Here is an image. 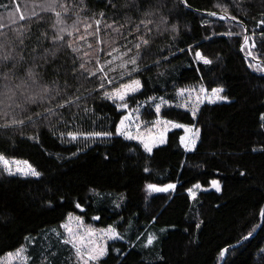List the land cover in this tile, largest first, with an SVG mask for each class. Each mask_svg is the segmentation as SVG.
<instances>
[{
	"label": "trees",
	"instance_id": "obj_1",
	"mask_svg": "<svg viewBox=\"0 0 264 264\" xmlns=\"http://www.w3.org/2000/svg\"><path fill=\"white\" fill-rule=\"evenodd\" d=\"M47 2L0 0V55L24 50L34 56L38 53L33 48L52 47L61 53L59 75L45 74V82L54 89L50 98L25 105L26 111L6 108L5 84L11 87L12 82L0 78V124L25 118L23 125L0 128V153L27 161L41 173L39 179L8 176L0 167V260L24 247L27 264H76L74 250L62 243V225L71 215L97 229L115 227L121 235L109 244V255L100 264H264V218L259 215L264 210V153L259 151L264 147L259 121L264 113V73L255 70L256 63L264 67V24L259 25L264 21V0H187L190 7L182 0H142L141 11L126 6L132 0H113L116 7L111 9L107 0H83L85 11L78 7L80 0H58L67 5L71 17L65 24L46 10ZM222 5L227 16L236 19L220 20L225 15ZM16 10H21L23 20L13 18ZM56 10L63 13L60 7ZM152 12L155 15L147 14ZM73 24L78 31L72 37L65 34V41L79 49L75 54L65 42L52 44L54 32L64 26L72 31ZM87 24L92 27L85 34ZM240 32L254 35L249 47L254 40L257 47L252 51L260 53L257 61L248 57ZM81 35L84 40L78 39ZM141 37L149 44L141 45L137 54L135 44ZM128 49L140 68L132 77L117 59L123 56L126 61L123 54ZM196 52L212 64L204 65ZM81 63L85 67L78 69ZM101 65L103 74L98 71ZM101 75L107 79L101 80ZM133 78L140 79L143 88L128 98V105L143 107L140 119L148 124L163 118L199 129L193 151L183 147L181 130L170 132L152 154L115 136L70 139L69 132L113 131L126 111L103 93ZM201 87H222L230 102L204 103L193 118L178 93ZM161 98L157 116L155 106ZM61 103L65 106L57 107ZM49 108L57 114L45 118ZM213 179L221 182V192H203L191 199V188L208 187ZM167 183L176 184L175 191L145 198L146 185ZM149 236L155 237L152 245L147 244ZM224 248L228 252L222 257ZM118 251L130 254L118 256Z\"/></svg>",
	"mask_w": 264,
	"mask_h": 264
},
{
	"label": "snow or ice",
	"instance_id": "obj_2",
	"mask_svg": "<svg viewBox=\"0 0 264 264\" xmlns=\"http://www.w3.org/2000/svg\"><path fill=\"white\" fill-rule=\"evenodd\" d=\"M141 2L142 0H132V3L127 4L126 6L131 7L136 11H141ZM143 2H146V0H143ZM182 3L190 7V5H187V0H182ZM107 6L110 9L116 7V5L113 3V0H107ZM57 7L63 9V13L62 11H57ZM78 7L80 8V11H85V8L83 6V0H80V4L78 5ZM153 7H155V5ZM159 7L162 12L163 5H160ZM46 10L54 12L55 17L57 18V23L65 24L66 20L71 19V17L68 15L67 5H59L58 0H48ZM222 11L225 13V15H220L218 17L220 20H225L226 18L236 19L235 17L227 16V8H223ZM147 14L155 15L154 12ZM207 14L210 16H216V13L214 12H209ZM11 15L12 14L9 13V16ZM99 16L102 19L104 17V13L100 12ZM24 18V16L20 17L21 20H23ZM100 23V19L95 20L96 32H99L100 30ZM141 23H144V21H141ZM261 23L264 24V21H261ZM91 27V24L86 25L85 34H87V29ZM108 27L112 28L113 25L109 24ZM74 31H78L75 24L72 25V31H69L67 26L61 27L58 33L54 32L52 44L55 46L56 41L65 42L66 47L71 50V53H77L79 49L73 47L71 42L65 41V34L68 37H72ZM116 31L119 32V29H116ZM137 31H140V29L137 28ZM47 35V33H44L46 40ZM78 39L84 40L85 35L79 36ZM250 39L253 38L245 35L243 38V44L245 48L249 49L248 57L252 61H257L260 57V53H254L252 51V49H255L257 47L254 40L251 46L249 47ZM20 43L23 44V40H21ZM148 44L149 41L141 37V43L135 44L137 54L139 53L141 45L147 46ZM88 47L91 48L92 45L89 44ZM241 50L243 51L244 48H242ZM116 51L119 52V49H116ZM33 52H37L38 54L33 56L31 55V53H27L24 50H21V53L15 56L7 53L0 55V78H2L5 82H12L11 87H8V83L5 84L6 91L3 95L4 97H6V101H4V103L6 104V108L12 109L13 112L16 108H19L22 111H26L24 107L25 105L41 104V102L50 98L51 93L54 90L51 86H49V84L45 82V74L51 72L53 74L59 75L60 64L58 63V60L61 53L56 49V47L44 49L33 48ZM131 52L132 49H128V52H125L123 54L124 56H128V59L126 61L123 59V56L117 57V59L121 60V64L119 67L121 69L126 70V75L129 77H132L133 72L140 71L137 56L129 55V53ZM108 55L111 56L112 52L110 51ZM195 55L200 61H202L204 65L212 64V60L205 58L200 52H196ZM29 56H31V59H29ZM75 59L76 57L73 56V60ZM96 63L99 64V60H97ZM107 63L111 65L112 61H108ZM129 65L132 66L131 70H128ZM77 67L78 69H83L85 65L81 63ZM249 67H253V64L250 63ZM65 70L69 71V69ZM111 70L117 71L115 67H112ZM255 70L264 73V67H261L260 63L255 64ZM98 71L99 73L103 74L105 72V67L101 65L98 68ZM91 75L96 76L97 71H93ZM100 79L104 80L107 79V77L101 75ZM52 83L55 84V81H53ZM108 83L111 84L112 81L108 80ZM100 88H104L103 83H101ZM142 88V81L140 79L133 78L129 82L123 83L116 87L114 91H105L103 93V96L106 100L121 102L119 105L121 110H127L129 107L127 103L128 98L141 91ZM186 91L188 92L187 96ZM223 92L224 89L222 87H215L211 90V94L209 95L208 90L204 87H201L198 91L196 89H181L178 95L180 97L185 98L182 102V106L185 107L188 111H190L192 117L195 118L196 113L199 111L201 95H203V97L207 100L209 104H216L217 102H230L227 96L222 95ZM192 93H195V96H193ZM152 99L156 100V97H153ZM193 100H195V106H192ZM162 103H164L163 98H161L160 103H157L155 106V113L157 114V116H159L161 112ZM64 106L65 105L62 103L57 105V107ZM136 110L139 111V108L137 107ZM56 114L57 113L55 112V109L49 108L48 112L45 114V118H47L48 115ZM35 115L40 116L41 113L36 112ZM26 118L29 122L33 121L32 115H28ZM131 119L132 118L130 115H124L123 118L119 120L118 126L115 127L113 131H91L87 133L69 132L68 136L73 141L77 140L81 136L84 140L111 139L113 136H115L118 138H123L127 141H137L139 145H142L143 151L148 154H152L154 148L166 143V133L169 128H183L186 132H191L192 135L190 138L181 137V143L184 145L187 151H193L195 149L196 141L200 137L199 129L193 130L192 128H189L182 123H175L172 120L163 118L156 119L153 124V127L157 128L156 134H152L151 129H149L148 132L142 134L139 130V125H137L136 133L133 134L129 130L131 125L125 123L126 121H130ZM136 119L138 120L139 117H136ZM259 121L260 127L264 128V113L260 115ZM24 123L25 118H13L10 124H0V128H7L14 125H23ZM252 150L254 152L257 151V149L255 148H253ZM259 151L264 153V147L260 148ZM104 159L107 161L109 159V155L106 154L104 156ZM13 165H15L14 169ZM0 166H2L8 176H15L17 174H20L25 177L31 176L37 179H39L41 176V173L27 161L10 160L2 153H0ZM145 171H147V169H145ZM240 175L244 176L245 173L240 172ZM211 186L215 189L216 192H221L222 190L221 182L217 179H213L211 181ZM148 188L154 192L168 193L170 191H175L176 184L167 183L163 186L150 184L148 185ZM195 188L201 189V185L196 184ZM60 202L62 203V201ZM48 206H51V204H49ZM118 206L119 205H117V207ZM75 207L80 209L81 212L84 211V208L81 206L80 203H76ZM259 215L264 218V210L260 211ZM93 219L99 220L100 217L94 216ZM201 223H197L195 225L196 229L200 228ZM62 227L64 229V232L66 233V238L62 239V243L64 245H71V248L74 250L76 264H100V262L109 255V249L106 245V242L100 243L98 241H104L105 237L111 240L122 239L121 235L118 233L115 227H108L107 229L97 230L90 226H86L81 217L79 216L73 217L69 215L68 222L64 223ZM58 235L60 234L58 233ZM248 238H250V234L244 237V239ZM154 239V236H149L147 238V244L152 245ZM25 252L26 249L24 247H20L15 252H9L3 260H0V264H14V261L16 260L21 261L22 264H27L28 257L25 255ZM227 252L228 248H224L221 251L220 255L223 257ZM129 254L130 253L128 252H117L118 256H127ZM160 260L163 262L164 257L161 256Z\"/></svg>",
	"mask_w": 264,
	"mask_h": 264
},
{
	"label": "rangeland",
	"instance_id": "obj_3",
	"mask_svg": "<svg viewBox=\"0 0 264 264\" xmlns=\"http://www.w3.org/2000/svg\"><path fill=\"white\" fill-rule=\"evenodd\" d=\"M225 5V4H224ZM224 5H222L221 7H220V9L221 8H223L224 7ZM19 14H21L22 15V13H21V10H19V11H15V13H14V16H13V18L14 17H17L18 19H20L19 18ZM12 18V19H13ZM81 23H85L86 21H84V20H81L80 21ZM259 25L260 26H262V23H259ZM241 34V36H242V38H244V36L245 35H247L248 36V33H243V32H240ZM251 37L252 38H254V35H251ZM200 88H198V89H196L197 91L199 90ZM186 90H191V88H189V89H186ZM224 93V92H223ZM223 93H222V95H223ZM208 94L210 95L211 94V91H208ZM188 95V92L186 91V96ZM192 95L193 96H195V93H192ZM185 99V98H184ZM183 99V100H184ZM117 102H119V101H117ZM119 103H121V102H119ZM204 103H207V104H209L208 102H207V100L203 97V95H201V100H200V103H199V106L200 105H202V104H204ZM217 103H221V102H217ZM192 106H195V100H193L192 101ZM137 107L139 108V111H137L136 109H137ZM143 109V107H141V106H136V107H128V109L127 110H124V111H126V114L125 115H130L131 116V120L130 121H126L125 123L126 124H130L131 126H130V131L133 133V134H135L136 133V128H137V125H139L140 127H139V130H140V132L143 134V133H146V132H148V130L149 129H151V133L152 134H156L157 133V128L156 127H153V124H154V122L152 123V124H148V123H146L145 121H142L141 119H140V114H142V110ZM136 117H139V119L137 120L136 119ZM190 128V127H189ZM193 129V128H192ZM174 130H181L182 132H183V136L182 137H188V138H190L191 137V132H186L183 128H169L168 129V131H167V133H166V142H167V137H168V134L170 133V132H172V131H174ZM194 130V129H193ZM134 142H136V143H138L137 141H134ZM198 143V140L196 141V144ZM139 144V143H138ZM165 144V143H164ZM163 144V145H164ZM196 144H195V146H196ZM163 145H160V146H158V147H156V148H159V147H161V146H163ZM183 145V144H182ZM141 147H142V145H140ZM183 147H184V145H183ZM143 148V147H142ZM156 148H154V149H156ZM185 148V147H184ZM153 149V150H154ZM186 150V149H185ZM0 167H2V166H0ZM15 168V165H13V169ZM18 176H22V177H25V176H23V175H20V174H17ZM28 177H31V176H28ZM211 191H213V192H216L215 191V189L214 188H212V186H211V184L208 186V187H203V186H201V189H197V188H195V186L193 187V188H191L190 190H189V192H188V194H189V196L191 197V199H194L193 197H196L198 194H200V193H203V192H211ZM159 192H154V191H151L149 188H148V185H146V188H145V190H144V196H145V198L146 199H148V198H150V197H153V196H155L156 194H158ZM73 217H76V216H73ZM82 219V218H81ZM83 220V219H82ZM67 222H68V220H67ZM66 222V223H67ZM83 222H84V220H83ZM84 224L86 225V226H90L89 224H86L85 222H84ZM90 227H92V226H90ZM92 228H94V229H97V228H95V227H92ZM97 230H99V229H97ZM65 233V232H64ZM65 237H66V233H65ZM95 239V238H94ZM120 240V239H119ZM115 241H118V240H111V239H107V237H105V240L104 241H98V242H100V243H105L106 242V245H107V247L109 246V244L110 243H112V242H115ZM71 246V245H70ZM4 259V258H3ZM3 259H1V260H3ZM14 264H22V262L21 261H19V260H16V261H14Z\"/></svg>",
	"mask_w": 264,
	"mask_h": 264
},
{
	"label": "water",
	"instance_id": "obj_4",
	"mask_svg": "<svg viewBox=\"0 0 264 264\" xmlns=\"http://www.w3.org/2000/svg\"><path fill=\"white\" fill-rule=\"evenodd\" d=\"M208 16H210V15H208ZM216 16H217V14H216ZM216 16H210V17H216ZM227 19V18H226ZM262 224H263V222H262ZM262 226V225H261ZM257 233H255L253 236H251L250 238H252V237H254L255 235H256ZM244 241H241V243L240 244H242ZM240 244H239V246H240Z\"/></svg>",
	"mask_w": 264,
	"mask_h": 264
}]
</instances>
